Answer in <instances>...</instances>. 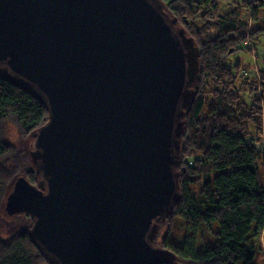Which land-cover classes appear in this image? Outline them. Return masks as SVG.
Here are the masks:
<instances>
[{
	"label": "water",
	"instance_id": "1",
	"mask_svg": "<svg viewBox=\"0 0 264 264\" xmlns=\"http://www.w3.org/2000/svg\"><path fill=\"white\" fill-rule=\"evenodd\" d=\"M160 0H0V75L49 110L33 132L38 185L19 179L50 264H172L152 245L180 198V138L198 48Z\"/></svg>",
	"mask_w": 264,
	"mask_h": 264
},
{
	"label": "trees",
	"instance_id": "2",
	"mask_svg": "<svg viewBox=\"0 0 264 264\" xmlns=\"http://www.w3.org/2000/svg\"><path fill=\"white\" fill-rule=\"evenodd\" d=\"M160 2L193 38L199 73L180 138V198L152 245L174 253L172 264H264L257 262L264 248L248 244L252 234L264 241V53L255 55L260 61L248 75L241 64H228L240 50L254 56L264 28L252 30V24L264 0H234L228 12L218 0ZM48 120L46 104L31 88L0 75V264H50L30 236L31 216L6 211L19 179L39 183L28 147L32 133ZM14 135L21 147L12 141ZM2 218H23L24 227L5 236ZM178 219L186 225L179 243L169 235Z\"/></svg>",
	"mask_w": 264,
	"mask_h": 264
},
{
	"label": "rangeland",
	"instance_id": "3",
	"mask_svg": "<svg viewBox=\"0 0 264 264\" xmlns=\"http://www.w3.org/2000/svg\"><path fill=\"white\" fill-rule=\"evenodd\" d=\"M232 1L234 0H218V3L221 7V10L223 12H228L229 10L232 9V7L234 6V4L232 3ZM242 1V0H239ZM244 16L246 18L250 17L249 12L245 11L244 12ZM257 23L252 24V30L258 27L264 28V10H261V12H259L258 18H257ZM174 27V31L177 33L179 32V29L182 28L180 26H178L177 24L173 26ZM183 29V28H182ZM252 49H254V47L252 45H250ZM256 52L254 53V56L251 55L250 52H248L246 49L245 50H240L236 53H233V55L231 56V58L228 61V64L230 66L232 65H236V64H241L243 66V72L246 73L247 75L251 72L256 70V64L258 63L257 58H255V55H263L264 53V34L260 36L259 42L256 45ZM232 52V51H231ZM12 141L18 145L19 147L22 146V142L21 139L16 137V135L12 136ZM30 144L29 147L30 148V154L32 151H34L35 149V139L32 138L30 139ZM2 233L7 236L10 235L14 232L17 231H21L24 227V222H23V218L20 219V221H9L8 219L2 218ZM180 219H178V222L175 223L174 227L172 228V231L169 232V235L171 238L174 239L175 242L179 243V242H183V237H184V233L186 230V225L183 223ZM167 235V228L164 229L162 231V237ZM205 239L208 241H212L211 236H209L208 234L205 235ZM248 244L251 247L254 244L255 250H257V247L262 246L264 248V241H263V235L257 237L255 234H252V236H250L248 238ZM158 248V247H156ZM254 249V248H253ZM264 256L259 254L257 255V262L262 263L264 261ZM221 264V263H218Z\"/></svg>",
	"mask_w": 264,
	"mask_h": 264
},
{
	"label": "built area",
	"instance_id": "4",
	"mask_svg": "<svg viewBox=\"0 0 264 264\" xmlns=\"http://www.w3.org/2000/svg\"><path fill=\"white\" fill-rule=\"evenodd\" d=\"M248 1H250L252 3L254 0H248Z\"/></svg>",
	"mask_w": 264,
	"mask_h": 264
},
{
	"label": "bare ground",
	"instance_id": "5",
	"mask_svg": "<svg viewBox=\"0 0 264 264\" xmlns=\"http://www.w3.org/2000/svg\"><path fill=\"white\" fill-rule=\"evenodd\" d=\"M175 32V31H174ZM176 33V32H175Z\"/></svg>",
	"mask_w": 264,
	"mask_h": 264
}]
</instances>
